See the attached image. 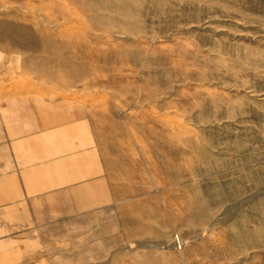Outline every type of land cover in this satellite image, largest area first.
<instances>
[{
  "label": "rangeland",
  "instance_id": "374dc122",
  "mask_svg": "<svg viewBox=\"0 0 264 264\" xmlns=\"http://www.w3.org/2000/svg\"><path fill=\"white\" fill-rule=\"evenodd\" d=\"M78 121L99 205L0 203V264H264V0H0V179Z\"/></svg>",
  "mask_w": 264,
  "mask_h": 264
},
{
  "label": "crops",
  "instance_id": "0c3cea01",
  "mask_svg": "<svg viewBox=\"0 0 264 264\" xmlns=\"http://www.w3.org/2000/svg\"><path fill=\"white\" fill-rule=\"evenodd\" d=\"M10 148L13 153L21 152L25 162L19 164L14 158L16 166L5 171L8 182L0 179V203L7 202L16 214L20 201L50 198L49 193L71 201L63 204L66 207L99 205L98 148L87 121L66 124L49 134L13 138ZM31 153L35 155L32 161Z\"/></svg>",
  "mask_w": 264,
  "mask_h": 264
}]
</instances>
